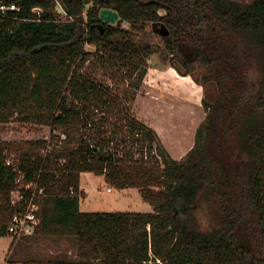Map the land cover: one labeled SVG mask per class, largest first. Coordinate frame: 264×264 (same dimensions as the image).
Listing matches in <instances>:
<instances>
[{
	"label": "trees",
	"instance_id": "16d2710c",
	"mask_svg": "<svg viewBox=\"0 0 264 264\" xmlns=\"http://www.w3.org/2000/svg\"><path fill=\"white\" fill-rule=\"evenodd\" d=\"M0 5L15 7L0 13V124L15 119L66 136L59 144L52 135L58 148L46 156V141L0 142V237L7 236L17 177L4 164L8 155L25 183L39 176L44 192L32 238L67 240L75 253L74 259L26 256L23 264H264V0ZM103 9L117 12L115 25L101 22ZM149 24L165 27L162 48L136 41L135 32ZM87 45L95 51L86 52ZM157 52L182 75L202 69L195 81L214 87L194 145L179 161L153 130L81 74L93 60L105 71L142 79L146 59ZM127 140L155 144L161 161L134 159ZM81 173L103 176L114 190L137 189L152 211L81 212Z\"/></svg>",
	"mask_w": 264,
	"mask_h": 264
},
{
	"label": "rangeland",
	"instance_id": "374dc122",
	"mask_svg": "<svg viewBox=\"0 0 264 264\" xmlns=\"http://www.w3.org/2000/svg\"><path fill=\"white\" fill-rule=\"evenodd\" d=\"M235 1L248 4L251 0ZM59 12V18L66 21L67 18L61 9H59ZM123 27L130 29L128 24H123ZM165 35L166 29L163 25L149 24L136 31L134 36L138 43L162 48ZM85 50L86 52L95 51L94 47L89 45L85 47ZM145 64L146 72L142 79L139 76L140 74L133 76L132 79L125 78V74L121 69L105 71L99 63L93 60L84 65L81 74L87 80L105 89L109 96L115 98L118 101L117 104H120L123 108L125 107L135 119L137 117L135 102L138 97L146 98L149 94H147L148 89L154 93H159L161 98L163 97L165 105L160 106L159 104V107H157L155 106L157 103H151L156 108L157 115L168 122L171 136L176 140H180V143H182L184 137L187 140L186 144L194 142L196 131L206 117L203 102L209 104L214 93V87L211 84L203 86L201 82L195 81V77L200 80L201 71H204L196 69L193 74L182 75L176 62L170 57L163 60L159 52L146 59ZM175 76L180 77V79ZM187 86L191 89L187 90ZM152 98L157 102V97ZM159 128H161L160 125ZM55 133H62V130L57 128L51 131L49 127L24 124L15 119L7 124H0V142L21 144L35 140L47 141L50 134ZM170 142L172 141L170 140ZM170 146L172 147V145ZM180 151H182V148ZM80 186L84 192V196L79 201L81 212L148 213V211H151L150 205L142 200L137 189H126L120 193L121 191L108 187L103 176L81 173ZM107 188L111 192H107ZM8 237L11 238L10 245ZM59 254H66L67 258L74 259L75 253L71 242L53 238L34 239L31 237L17 240L11 236L0 237V264H23L26 256H46L49 258Z\"/></svg>",
	"mask_w": 264,
	"mask_h": 264
},
{
	"label": "built area",
	"instance_id": "2783aa9c",
	"mask_svg": "<svg viewBox=\"0 0 264 264\" xmlns=\"http://www.w3.org/2000/svg\"><path fill=\"white\" fill-rule=\"evenodd\" d=\"M8 10H15L14 5H0V13L3 14ZM35 11L39 12L40 10L36 8ZM123 130L128 131L129 128L125 126L123 127ZM51 135L58 137L59 144H61V142L65 141L66 139V136L63 133L50 134L49 140L46 141L47 147L44 150L45 156L49 151H52L53 148H58V146L53 144L54 140H52ZM134 136L138 137L137 134ZM123 146L132 150L134 153V159H141L143 162H147L150 159L149 157H154L155 160H158L159 162L161 161L156 145L153 144L150 147L148 141H145L142 144L135 143L134 145L129 146V142L127 140L124 142ZM119 157H122L121 152L119 153ZM15 162L16 161L13 156L5 155V166L10 171L17 173V177L14 182L15 188L10 192L8 198L7 206L11 210V216L9 217L8 223L5 225V230L7 236H11L17 240H22L24 238L32 237L34 235L35 229L39 225L38 199L43 195L44 192L39 186V176H37V180L35 182L25 183V175L17 169ZM64 162V160H59L57 161V164L63 165ZM50 173L56 174L55 171H50ZM106 191L110 192L111 190L107 188Z\"/></svg>",
	"mask_w": 264,
	"mask_h": 264
},
{
	"label": "crops",
	"instance_id": "0c3cea01",
	"mask_svg": "<svg viewBox=\"0 0 264 264\" xmlns=\"http://www.w3.org/2000/svg\"><path fill=\"white\" fill-rule=\"evenodd\" d=\"M175 77L177 79H180V77L178 76H175ZM186 88L187 90L191 89V87L189 86H187ZM147 94L148 96L146 98L138 97L137 101L135 102L136 104L135 109H136V114L138 117V118L136 117V119L156 133V135L158 136L160 140V143L165 148V150L168 152V154L172 157L173 160L179 161L183 159L184 156L193 147L194 142L190 144H186L187 140L184 137L182 140V143H180L179 142L180 140H176L173 136H171L168 122L165 119H162L159 115H157V110L156 108H154L153 103H151V102L157 103L155 105L157 107H159V104L160 106H163L165 105V103L163 102V97L161 98L159 93H154L153 91H150V89L147 90ZM152 97H157V100H156L157 102H155V100H153ZM159 125L161 128H159ZM170 140L172 142H170ZM170 145H172V147ZM181 148H182V151H180ZM125 190H121L120 193H122ZM151 211H152V208H151ZM151 211H148V212H151ZM10 239L11 238H9V245L11 244Z\"/></svg>",
	"mask_w": 264,
	"mask_h": 264
},
{
	"label": "water",
	"instance_id": "95a60500",
	"mask_svg": "<svg viewBox=\"0 0 264 264\" xmlns=\"http://www.w3.org/2000/svg\"><path fill=\"white\" fill-rule=\"evenodd\" d=\"M99 18L104 25H115L119 19L117 12L103 9L99 12Z\"/></svg>",
	"mask_w": 264,
	"mask_h": 264
}]
</instances>
